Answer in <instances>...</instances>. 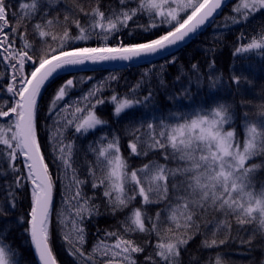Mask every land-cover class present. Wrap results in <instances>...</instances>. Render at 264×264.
I'll use <instances>...</instances> for the list:
<instances>
[{"label": "snow or ice", "instance_id": "6c2138e0", "mask_svg": "<svg viewBox=\"0 0 264 264\" xmlns=\"http://www.w3.org/2000/svg\"><path fill=\"white\" fill-rule=\"evenodd\" d=\"M224 4L225 0H118V7L111 4L105 7L103 0H96L91 11H86L80 0L74 4L69 0H0V65L11 69L10 77L0 76V97L6 96L0 99V181H6L0 183V192L4 193L0 199V218L8 220L9 214L16 211L17 193L27 189L29 209L16 217L15 223L28 225L24 232L30 236L28 243L38 264H57L51 248L50 219L58 182L64 187L62 207L70 206L71 201L77 205L68 216L63 211L56 213L62 229L71 219V231L81 245V248L72 247L67 235L64 236L69 254L76 258L74 264H97L94 259L97 252L105 264H180L182 248L201 234L202 226L205 228L204 249L232 241L233 227L237 232L252 229L247 241L240 238L241 245H252L258 235L264 236V181H256V173L264 170V161L251 163L264 156V104L259 106L261 111L255 120L244 113L241 142L232 127L231 105L219 100L209 105L198 100L205 80L210 96L223 86L222 75H212L214 60L208 65L207 76L199 63H193L187 71L181 66L171 84L165 78V69L177 62L174 52L207 27L215 25L219 29L229 23L246 26L257 13L264 12V0H239L232 9L233 15L226 17L225 24L221 25L216 17ZM140 18H146L148 23H138ZM73 27L77 30L75 36L71 34ZM161 28L166 29L163 34L143 42L126 43L123 35L127 32L129 38L135 39L137 32L148 34ZM93 37L98 38V46H87ZM112 39H116L115 46H109ZM238 41L233 56L255 54L264 58V24L258 31L254 28L250 36L242 31ZM152 56L164 61L158 66L159 72L153 63L123 95L113 90L110 98L95 99L104 87V81H100L74 103H65L60 108L70 90L83 80L68 79L58 87L47 110L49 116L55 115L57 127L51 131L45 125L50 131L48 139L53 161L62 175L53 173L40 140L39 100L48 84L69 69L86 64H131ZM106 79L117 80L118 77ZM153 79L156 84L152 83ZM242 79L247 82L246 77L236 75L233 70L231 83L239 88ZM141 90L145 94L139 97L137 93ZM160 94L175 111L161 110L156 103ZM93 99L95 103H91ZM104 104L112 105L117 120H129V127L125 129L130 137L129 157L122 154L118 134L110 140L101 136L94 142L98 147L89 145L88 151L96 160L94 165L89 164L88 174L94 181L93 190L105 188L103 197L111 214L127 212V215L119 222L121 230L106 231L92 252L85 255L82 225L86 217L101 214L100 205L92 203L95 196L83 192L86 181L78 178L77 169L73 167L74 141L67 144L63 141L65 132L73 125L75 134L83 135L106 124L107 121L96 114V108ZM140 109L145 111L140 112ZM136 112L140 115L136 116ZM105 140H108L106 144ZM156 152L160 153L159 159L149 160L138 168L128 163L132 157L147 159ZM97 169L100 177L96 175ZM69 171L71 179L63 185ZM73 186L75 192L69 196ZM138 199L140 206L132 207ZM161 203L165 208H158L154 217L143 210L147 205ZM207 216L225 217L216 223L211 239L206 232L215 220H208L204 225L197 223ZM233 219L234 225L230 222ZM161 224L169 227L162 231ZM222 229H226L228 235L217 239ZM11 231L10 221L0 227V264H23L19 248L10 241L5 242ZM137 233L146 234L149 239L141 244L128 238ZM153 235L155 244L151 240ZM108 239L114 243H107ZM149 248L153 250L144 256L143 262L135 258ZM216 264H222L219 257Z\"/></svg>", "mask_w": 264, "mask_h": 264}, {"label": "trees", "instance_id": "16d2710c", "mask_svg": "<svg viewBox=\"0 0 264 264\" xmlns=\"http://www.w3.org/2000/svg\"><path fill=\"white\" fill-rule=\"evenodd\" d=\"M70 4H74L77 0H69ZM239 2V0H230L220 14L216 17V22L218 24L224 25L225 18L231 17L233 15L232 9ZM85 7L86 11H91V8L95 6L96 0H80ZM103 4L107 7L109 4L118 7V0H103ZM63 7V5H61ZM55 15V12L53 13ZM87 23V21H82ZM138 23L147 24L146 18H140ZM264 24V12L257 13L255 18L252 19L246 26L241 24L240 26H232L230 23L228 26L216 28L215 25L207 27L200 34L196 35L191 41L187 42L186 45L180 47L178 51L174 54L178 57L175 65H171L165 69V78L171 84L173 79L179 74L178 69L183 66L184 70L187 71L191 64L199 63L201 70L207 76L208 65L211 61H215V71L212 75H222L223 86L219 91L213 95H209V90L207 87V80H205L203 91H201L198 100L204 101L211 105L215 100L227 103L232 106V111L234 114V127L238 133V138L243 140V115L248 113L250 120H255L257 113L261 111L260 105L264 104V58H261L255 54H249L247 56H233L235 48L239 46L238 37L242 31L246 35H251L252 30L255 28L257 31L260 25ZM132 27H135L133 24ZM166 31L165 28L152 31L148 34L141 32L136 33L135 39L129 38L127 32H124L125 42H143L153 38H157L159 35ZM62 34V31L60 32ZM71 34L73 36L77 35V30L75 27L72 28ZM248 42L247 40L244 41ZM59 43V42H57ZM116 39H112L109 46H115ZM55 46V45H54ZM85 46V45H77ZM87 46H98V38L93 37L91 43ZM148 62H139L125 65H119L114 67L99 68L90 71L81 72H67L59 75L58 78L53 80L48 84L46 89L43 91L40 100V140L43 147V152L47 156L46 162L49 164L50 169L53 173L58 175L56 163L50 158L47 142L48 130L45 129L47 124L50 127L51 116L48 115L47 110L50 106V100L53 94L66 80L77 78L78 81L83 80L82 83L77 84L76 88L70 90L68 96H77L84 90L88 89L93 81L101 80L103 77L110 73V76L118 77L117 80H107L104 83V87L101 90L100 95L96 99L103 98L108 99L112 96L113 90L120 93L121 95L127 93L136 82L141 78V73L146 69L152 68V64H156V71L159 72V64L164 61L161 58L150 60ZM233 70H235L236 75H242L247 78V82L242 79L239 88L231 83V76L233 75ZM27 71H31L30 68ZM11 69L5 68L4 65H0V76L7 74L10 77ZM155 75V74H153ZM88 77H92L88 80ZM7 83V81H5ZM153 84H156V80L153 79ZM179 87V85H177ZM195 91V89H193ZM145 94L144 90L137 93V96L142 97ZM5 97H0V99H5ZM131 98V97H130ZM92 103H95L93 100ZM156 103L161 108L162 111H175V108L170 107L163 94L156 97ZM145 111V109H140V112ZM140 112H136V116L140 115ZM96 114L103 120L107 121L106 124L98 125L96 129L89 130L88 133L83 135L75 134V148L73 155V165L77 169L79 176L86 181L83 186L85 194L87 196H95L96 199L92 201L93 204L100 205V215L92 216L87 218L84 223L85 226V241L86 243L82 246V250L85 255L92 252L93 246L97 244L102 238L105 237L106 231H117L121 230L122 226L120 221L125 219L127 212H118L115 215L111 214V210L106 206L107 201L103 197L104 187H99L96 190L92 189V183L94 182L92 177L88 174L89 164H95L96 157L93 153L88 151L89 145L98 147L94 142L98 141L101 136H107L108 140L112 138L113 135L118 134L121 137V151L125 158L129 157V149L127 147L129 138L126 133V127H129L128 118H123L117 120L113 116V107L110 104L100 105L96 108ZM136 125H131L130 127H135ZM107 141V140H106ZM160 153L156 152L150 154L147 159L143 156L137 158L132 157L128 159L129 165L133 168H138L141 165L148 163L149 160L159 159ZM264 161V156L255 158L251 161L253 164H259ZM163 162L162 160L160 161ZM172 166V165H170ZM97 177L101 176L99 169L96 171ZM14 179V177H10ZM256 181L259 183L264 181V170H260L256 173ZM0 183H6V181H0ZM129 190L132 186L129 184ZM57 190L58 183L56 187L55 197H54V211L50 219L51 233H52V244L51 248L54 253L58 264H74L76 258L69 254V245L65 241L63 229L58 223L56 215V201H57ZM19 197V202L17 204L16 211L9 214L8 220L0 218V227L5 223L11 222L12 231L8 233L7 241H10L14 247L19 248L20 252L23 253V264H38V260L35 253L31 250L29 245L30 236L25 235L24 229L28 227L27 224L23 226L17 225L15 223V218L20 216L22 213L29 209L30 205V193L27 189L17 193ZM4 193L0 192V199H3ZM155 199V197H153ZM140 199L135 201L132 207L140 206ZM165 208V204L161 203L156 205H147L144 207V211L147 212L149 216H155L157 210ZM224 216L214 217L207 216L202 217L197 221V223L204 225L208 220H215L210 228L207 229V238L211 239L212 232L215 230L216 223L220 220H224ZM233 225L235 224L234 219L230 221ZM169 227L168 224H161L160 228L163 231ZM174 228V226H172ZM251 227L248 228L247 232L240 231L237 232L235 227L231 232V236L234 238L228 244L224 246L214 247L211 249H204L202 247V241L205 240V228L202 226L200 228L199 235H195L194 238L188 243L186 248H182L180 252V264H216V260L222 261V264H261L264 261V236L258 235L252 245L240 244V238L244 241L249 239L251 234ZM123 235V232L121 231ZM191 235V233H189ZM228 235L226 229L219 231L217 239H224ZM129 239L134 238L138 243H144L149 237L146 234L137 233L134 237L128 236ZM69 240V239H68ZM152 243L155 244L156 237L153 235L151 237ZM71 241V240H69ZM112 239H108L106 242H111ZM72 242V241H71ZM72 247L81 248V245L72 242ZM153 249L149 248L143 255L137 254L136 259L143 262L144 256L148 255ZM94 259L97 260V264H105V261L100 257L94 255Z\"/></svg>", "mask_w": 264, "mask_h": 264}, {"label": "rangeland", "instance_id": "374dc122", "mask_svg": "<svg viewBox=\"0 0 264 264\" xmlns=\"http://www.w3.org/2000/svg\"><path fill=\"white\" fill-rule=\"evenodd\" d=\"M110 75H111V74L108 73V74H106V75L103 77V79L93 81V82L91 83V85L88 87V89H86V90H84L83 92H81L78 96H75V97H73V96H67V98L65 99V101L61 102V104H60V108H63L65 103H67V104H72V103H74V102L77 100V98L83 96V94L87 93V92H88L90 89H92L94 86H97V85H98V82H100V81H104V83H105V82L108 80V79H106V78H108ZM96 98H97V97H96ZM96 98H95V99H96ZM95 99H93V100H95ZM93 100L91 101V103L93 102ZM73 110H74V109H73ZM69 118H71V117H69ZM54 120H55V115L53 114V115L51 116V124H50V127H49V129H50L51 131H55V128L57 127V125L54 124ZM60 127H62V125H60ZM49 134H50V131L48 130V134H47V142H48V146H49L48 153H49L50 158L53 159V158H52V155H51V153H52V148H51V144H50L49 139H48ZM109 140H110V139H109ZM73 141H74V143H75V125H73L69 130H67V131L65 132V139H64L63 142H64L65 144H67V143H71V142H73ZM107 142H108V140H107V141H104L105 144H106ZM55 163H56V162H55ZM73 167H74V165H73ZM74 168H75V167H74ZM58 175H62V174H61V173H58ZM71 175H72V174H71V171H69V172H68V178H67V179H63V177H62V179H63V185H67V184L69 183V181H70V179H71ZM77 175H78V178H79L80 180H83V179L79 176L78 172H77ZM62 192H64V187L62 186L61 183H59V191H58V211H57V212H61V211H63L64 215H65V216H68L71 212H73V211L75 210V208L77 207V205H76V202H75V201H71V205H70V206H68V207H62ZM74 192H75V187L73 186V187H72V190H71V193H69V196H71ZM83 192L85 193L84 188H83ZM87 218H89V217H86V218H85V221L87 220ZM85 221H84V223H85ZM84 223H83L82 227L85 229ZM71 230H72V223H71V219H69V222H68L67 226L63 228L64 234L67 235V237H68L69 240L78 243V241L76 240L75 234H74ZM107 243L111 244V243H114V241H112V242H107ZM78 244H79V243H78ZM95 245H96V244H95ZM95 255L98 256V257H100L99 252L95 253Z\"/></svg>", "mask_w": 264, "mask_h": 264}, {"label": "water", "instance_id": "95a60500", "mask_svg": "<svg viewBox=\"0 0 264 264\" xmlns=\"http://www.w3.org/2000/svg\"><path fill=\"white\" fill-rule=\"evenodd\" d=\"M230 0H225V4L224 7L226 6V4L229 2ZM160 57L157 56H152V57H146L143 60H139L133 63H138V62H145V61H150V60H154ZM128 64V62H110V63H102L99 65H93V64H86L85 66L79 67V68H73V69H69L66 72H78V71H90V70H94L97 68H103V67H112V66H118V65H126ZM132 64V63H131ZM64 72V73H66ZM63 74V73H62ZM61 75V74H60Z\"/></svg>", "mask_w": 264, "mask_h": 264}]
</instances>
